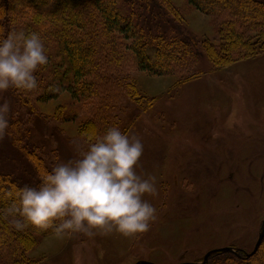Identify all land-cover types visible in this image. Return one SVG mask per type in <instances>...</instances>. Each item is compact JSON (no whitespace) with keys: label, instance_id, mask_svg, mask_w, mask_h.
Returning <instances> with one entry per match:
<instances>
[{"label":"rangeland","instance_id":"rangeland-1","mask_svg":"<svg viewBox=\"0 0 264 264\" xmlns=\"http://www.w3.org/2000/svg\"><path fill=\"white\" fill-rule=\"evenodd\" d=\"M170 2L188 34L221 45V14H202L187 0ZM253 37L256 31L247 35ZM260 42L255 55H235L222 68L215 67L201 46L196 71L186 74L191 80L182 84L179 74L160 77L141 71L123 43L118 50L125 56L109 75L122 86L126 81L135 86L138 100L122 88L79 102L68 92L47 102H39L40 94H35L28 110L11 103L9 90L0 93V104L10 105L9 120L22 118L24 127L35 129L39 117L46 143H40L43 151L38 154L51 168L88 149L89 137L96 136H89L88 128L96 126L102 136L104 126H118L144 145L138 174L156 178L157 194L145 195L157 209L148 231L128 236L115 228L93 229V236L43 231L45 237L38 236L37 247L23 251V256L31 264H75L76 258L80 264H182L200 263L208 252L225 247L251 252L264 221V41ZM17 144L10 128L0 137V156L11 153L5 156L6 164L22 156ZM2 213L16 228H23L17 227L19 217ZM16 260L10 252L0 256V264Z\"/></svg>","mask_w":264,"mask_h":264},{"label":"trees","instance_id":"trees-1","mask_svg":"<svg viewBox=\"0 0 264 264\" xmlns=\"http://www.w3.org/2000/svg\"><path fill=\"white\" fill-rule=\"evenodd\" d=\"M187 2L202 14H221L225 18L221 25L220 46L201 42L188 34L183 28L181 14L170 0H0V37L12 31L39 33L48 54V63L35 73L38 81L35 90L23 92L10 88L6 94L11 103L28 110L35 94H40L39 102H47L68 92L79 102L119 92L122 88L128 96L138 100L135 86L127 81L122 86L121 80L109 75L125 56L118 50L123 43L136 58L141 71L160 77L182 75L179 84L191 80L185 75L196 71L201 46L217 68L231 64L235 55L249 58L258 52L260 40L264 41V2ZM252 31H256V37L247 38ZM9 121L10 131L18 139V147H15L21 150L22 156L17 155L15 164L5 163V156L11 155L9 151H3L4 156H0V256L10 252L12 257L16 255L14 264H31L23 251H33L38 245L37 237H45L43 231L50 235L64 232L60 231V220L41 227L24 221L17 211L19 198H15L20 189L38 186L40 173L52 168L38 154L42 150L40 143H46L39 117L35 118V129L24 127L22 118ZM86 127L87 124L81 126L82 134L86 133ZM95 127L88 128L89 136L100 134ZM110 127L113 126H104L103 131ZM34 137L38 139L36 143L31 142ZM2 212H11V216L19 217L25 226L16 228ZM236 250L238 253L213 255L206 264H254L259 260L264 264V241L252 257Z\"/></svg>","mask_w":264,"mask_h":264},{"label":"clouds","instance_id":"clouds-1","mask_svg":"<svg viewBox=\"0 0 264 264\" xmlns=\"http://www.w3.org/2000/svg\"><path fill=\"white\" fill-rule=\"evenodd\" d=\"M47 63V48L39 33L12 31L0 37V93L10 88L35 90V73ZM9 113V103L0 104V137L10 128ZM89 141L79 158L42 171L38 186L20 189L19 215L41 227L60 220V231L87 236L95 234L93 229L115 228L126 236L148 231L157 209L145 195H156L157 188L154 176L136 170L144 152L141 139L113 126ZM23 226V221H17V227ZM75 264H80L78 258Z\"/></svg>","mask_w":264,"mask_h":264},{"label":"water","instance_id":"water-1","mask_svg":"<svg viewBox=\"0 0 264 264\" xmlns=\"http://www.w3.org/2000/svg\"><path fill=\"white\" fill-rule=\"evenodd\" d=\"M263 241H264V221L262 223V227H261V230H260V234H259V237H258V241H257L254 249L252 250L251 253H246V256L247 257L254 256L258 252V250L260 249L261 244L263 243ZM228 252L238 253L237 250H234L231 247H225V248L216 249V250H212V251L208 252L205 255V257L203 258V261L200 262V263H182V264H206L208 262L209 258H211V256L218 255V254H223V253H228ZM137 264H154V263L140 261Z\"/></svg>","mask_w":264,"mask_h":264}]
</instances>
